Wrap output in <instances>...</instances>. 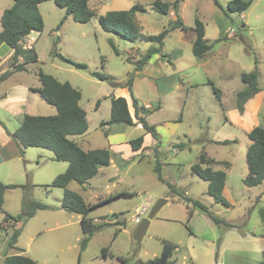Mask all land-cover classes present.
Returning a JSON list of instances; mask_svg holds the SVG:
<instances>
[{
    "label": "rangeland",
    "instance_id": "rangeland-1",
    "mask_svg": "<svg viewBox=\"0 0 264 264\" xmlns=\"http://www.w3.org/2000/svg\"><path fill=\"white\" fill-rule=\"evenodd\" d=\"M11 1L1 0L0 7H7ZM118 2L119 0L114 1ZM219 3L220 7L214 0H203L202 3L204 22L201 21L207 28V37L213 44L207 60L203 65L195 64L187 72L171 77L169 76L172 68L169 65L151 66L146 77L136 74L138 61L132 62L125 58L134 49L146 54L156 44L141 41L132 43L122 38L118 39L115 34L106 37L101 31L99 21L98 23L95 20L90 23H80L74 19L63 21L65 9L56 5L53 0L42 4L44 30L33 34L37 40L34 45L39 62L28 65L25 71L12 73L1 90L10 91L14 87V81L18 79L40 86L37 75L40 69L46 74L58 77L60 82L71 83L81 92L80 105L88 113L89 143L104 149L108 144L103 136L109 133V130L103 124L110 120L111 106L110 102L105 100L122 93L114 86L115 80L119 81L124 77L127 84L130 78H133L132 88L133 92H137L139 102L155 106L154 111L147 113L148 121L150 123L174 121L176 131L173 133L172 142L183 144L185 148L174 150L172 145L166 142L154 145L151 135L145 142L149 152H144L143 156L130 158L132 156L130 149V152H125L129 158V161H126L122 156L112 153L114 161L118 162L120 172L115 167H107L103 171L105 175L92 179L86 187L77 182L70 184L69 190L80 194L87 204L101 203L91 213L94 222L108 223L95 233L83 251L80 248L84 236L81 216L62 209L61 202L64 196L62 188H49L46 191L42 187L50 185L58 175L64 173L68 163L53 161V153L46 149H28L27 156L7 149L8 156L12 157L11 161L0 168L5 172L9 171L11 178L6 180L0 174L2 183L29 186L25 190L20 187L9 190L6 193V209L17 216L22 211L24 197L49 206L48 209L38 211L23 227L18 246L27 251V256L40 264H79V261L80 264H146L161 254L162 240L166 239L179 246V250L172 258L174 264H188L190 261L194 264L259 263L258 252L262 244L256 237L260 235L257 228L260 218L257 212H253V208L264 206V201L257 202L254 194L248 191L252 189L244 185L239 166L230 173L229 181L235 189L237 202L234 208L228 211L225 206L214 202L207 194V183L193 175L190 168L198 161L201 151L206 146L203 139L225 140L229 137L230 129L224 123V115L219 109V102L211 84L224 91L227 100L230 101L233 91L245 87L241 75L257 70L258 74L259 72L263 74L261 86L264 87V0H253L252 6L242 14H231L227 10V5L220 1ZM213 8L220 14L222 22L216 21ZM246 15L247 20L252 22L249 31L243 29L245 23L242 16L246 18ZM184 16L190 24H194L191 12H185ZM137 17L141 21L140 26L144 35H158L171 23L169 14H161L157 10L148 9L147 13H138ZM225 27H230L237 37L230 39L222 36V40L216 41L220 31H224ZM178 34L179 31L172 32L165 40L164 55L169 57L174 55L173 49L179 44ZM109 37L116 38L114 46L119 55L115 54ZM0 49L2 55H5L6 51H11L7 45ZM54 51L75 62L85 64L86 68L77 69L65 63L54 55ZM155 55H152L153 60L156 58ZM8 63L7 60L3 63L5 65L3 69L6 71L9 69ZM95 72L111 75L110 77L113 76L115 80L100 81L93 77L92 73ZM154 82L158 83L161 93L172 91L165 104H161V111L158 108L156 91L151 85ZM181 97L185 104L178 101ZM98 101L101 104L99 110ZM130 104L132 105L131 96ZM0 115L5 116L1 109ZM5 123L11 131L17 129L15 121ZM109 127L113 128L110 131L113 137L119 128H126L129 132L128 137L132 140L140 135H147L145 131H139L142 133L139 135L134 126L125 124ZM207 150L217 157L223 155L222 157L227 160L237 154L236 148L215 143H209ZM158 163L162 165L164 180L174 186L179 193L172 192L169 185L158 179L154 171ZM110 196L119 197L106 203L102 202ZM185 197L201 202L213 215L230 224L235 220V226L233 228L216 226L209 221L208 215L199 209H193V215L189 217L187 209L192 208V204L188 205ZM160 199H167L168 202L151 220L141 246L137 254H134L133 234L139 225L135 223V219L138 217L142 221L148 217ZM142 207H146V211L139 215ZM113 214H118V217L112 216ZM6 224L8 223L5 221L0 222V254L8 249L13 231L10 225ZM104 248H108L106 256ZM121 258H126L127 262L123 263Z\"/></svg>",
    "mask_w": 264,
    "mask_h": 264
},
{
    "label": "trees",
    "instance_id": "trees-1",
    "mask_svg": "<svg viewBox=\"0 0 264 264\" xmlns=\"http://www.w3.org/2000/svg\"><path fill=\"white\" fill-rule=\"evenodd\" d=\"M13 5L6 9L1 18L2 30L0 32V44H7L14 50V58L10 70L0 74V84L4 82L12 73L24 71L27 64L38 63L39 58L36 51L23 47L22 42L30 35L31 32H42L44 30V21L39 11V4L51 0H12ZM56 5L65 9L66 15L63 18L65 21L68 17H72L75 21L80 23H88L93 18L97 17V13L91 10L88 6V0H53ZM182 0H175L172 8L175 13H178L179 5ZM215 4L220 7L218 0H214ZM253 4V0H231L227 5L229 13L242 14L247 11ZM154 9L161 14H167L170 5L163 2H155ZM146 9L141 4H135L128 10L108 11L104 15L98 17V21L105 32L116 34L123 40L129 42H147L156 44L150 48L148 52L137 62L136 70H141L150 60L152 55L162 53V46L169 33L175 29L188 31L190 28L181 18L170 23L169 27L164 29L158 35L146 36L142 34L140 23L137 20V13H144ZM62 21V22H63ZM244 27V25H243ZM193 30L196 32V39L193 42V53L197 58H203L212 49L213 44H210L205 39L204 24L196 20ZM234 37L237 34L234 32ZM218 39L216 41H220ZM115 53L118 50L114 43L110 42ZM54 55L60 58L65 63L72 65L77 69L86 68L85 64L75 62L74 60L63 56L54 51ZM22 59V62L20 61ZM38 78L41 82V87L35 89L43 100L48 104L53 105L57 109L56 115L36 116L26 115L22 124L14 132L7 130L5 125L0 121V124L6 130L7 134L14 141L20 151V155L25 154L28 148H42L50 150L54 153V160L58 162H67V170L58 175L50 185L46 188H62L64 196L61 202V207L70 212L81 215V226L84 237L81 241V251L85 250L95 235L96 232L103 229L108 223H95L94 219L90 217V213L100 206L101 203L87 204L80 194L69 190L68 185L71 182H77L81 186L88 183L94 178L101 167H107L112 160V154L107 149H95L85 151L78 143L72 140L71 136H80L88 130V120L86 111L80 106L81 92L74 88L69 82H60L54 76L44 73L41 69L38 71ZM93 77L100 81H109L113 78L102 73H92ZM241 80L245 85V89L237 94V108L242 113L244 112L245 104L252 99L260 88L258 85V72L254 70L250 73H243ZM114 81V80H113ZM133 78H130L126 84L132 94ZM118 87L117 82L113 83ZM214 94L220 100V90L212 85ZM133 106L136 110L135 117L144 130L157 138V133L154 126H150L145 118L139 116L138 103L133 97ZM99 102H97L98 104ZM151 113L150 110H147ZM134 125L133 118L129 111L127 100L123 97H111V118L103 125ZM251 144L246 155V163L248 173L243 179L246 187L253 188L261 185L264 181V125H259L252 129L248 134ZM132 148L138 150L142 147L143 137H138L131 142ZM218 144L228 145L231 141L216 142ZM218 164L215 160L209 158L206 153H201L198 162L191 167L194 175L208 183L207 194L214 198L215 202L229 207L227 199L223 195V190L226 185L227 173L223 170H215L214 165ZM228 165V164H226ZM155 173L158 179L170 186L171 191L179 193L178 190L168 184L163 176L161 165L155 166ZM27 186H22L27 189ZM16 185H6L0 181V210L3 209L5 203V193L9 188H17ZM120 196V195H119ZM119 196H110V198L102 201L109 202L118 198ZM187 203L193 206L188 207V215L192 217L193 209L197 208L202 212L208 214L211 220L218 226L225 225L233 227L232 224L216 217L209 209L199 201L185 197ZM49 206L36 200H29L23 198L22 211L17 216L6 214L4 221L8 222L10 228L13 229L8 243V249H15L18 239L21 235L23 227L33 218L40 210L48 209ZM259 215L264 225V207L259 209ZM112 216L118 217V214ZM264 235V234H263ZM7 249V250H8ZM179 246L169 240H162V251L159 256L150 259L146 264H174L172 260L176 254ZM104 255H107L108 248L103 249ZM123 263L127 262L126 258H121ZM2 264H40L29 256L16 254L6 255ZM188 264H194L190 261ZM258 264H264V251L262 259Z\"/></svg>",
    "mask_w": 264,
    "mask_h": 264
},
{
    "label": "crops",
    "instance_id": "crops-1",
    "mask_svg": "<svg viewBox=\"0 0 264 264\" xmlns=\"http://www.w3.org/2000/svg\"><path fill=\"white\" fill-rule=\"evenodd\" d=\"M114 1L115 0H88L89 8L91 10H94L97 13V17L93 18L90 22L95 20L98 23V17L100 15H104L108 11L128 10V9L132 8L135 4L143 5V7L146 9V12H144V13H147L148 9L156 10V9H154L153 4L155 2L160 1V2H163V3L170 5V9H169L168 13L165 15H168V14L170 15V17H171L170 21L171 22L175 21L177 19V17L179 16L181 18V20L187 26L192 28V29H189L188 31H183L181 29H175V30L171 31L169 33V35L172 32L179 31V34H178L179 35V37H178V43L179 44L177 46H175L173 49L174 55L171 57H169L168 55H164L163 54L164 44H163L162 53L156 54L155 60H153V58L151 57L150 60L148 61V63L141 70H135L136 74L143 75L144 77H146V76H148V73L150 71V67L156 64V65H159L160 67H165V66L169 65L172 68V71H171L169 77L175 76V75H180L184 72H187L189 70V68H192L193 66H195V64L203 65V63H205V61L207 60L208 55L212 52V49H211L210 52L207 53L203 58H197V57H195V55L193 53V42L196 39V33L193 30V27H194L196 20H199V21L202 20L203 21V19H202V12H203L202 11V9H203L202 3H203V0H199V1L198 0H182L180 5H179V9H178L177 14L175 13V11L172 8V4L174 3L175 0H151V1H149V0H130V2H125V0H119L118 3H114ZM219 1L222 4L228 5V3L231 0H219ZM42 4L43 3L39 4L40 14H41ZM12 5H13V1L8 3L7 7H2V8L0 7V24H1V18H2L4 11L6 9L10 8ZM187 11H189V12H191V14H193V19H191L192 21H194L193 25H192V23L190 24V22L184 16V13ZM213 14H214V16H216L217 22L221 21L220 14L216 10V8H213ZM41 16L43 18V21H45L44 16L42 14H41ZM136 17H137V15H136ZM69 19H73V18L68 17L66 20H69ZM137 20L139 23L141 22L139 17H137ZM242 20H244V23H245L243 29L244 30L248 29V31H249V28L252 25V22L250 20H247V15H246V18H245V16H242ZM169 25H168V27H169ZM204 27H205V25H204ZM164 29H166V28H164ZM1 30H2V26H0V32H1ZM101 31H103V33H105L104 35L106 37H108L109 35L112 34V33L105 32L103 29ZM35 33H41V32H37V31L31 32L30 35H28L24 39V41L22 42L24 48L28 49V47L30 46L31 49L33 48L36 51L34 44L36 43L37 40L33 36V34H35ZM146 36H149V35H146ZM168 36L166 37V39L168 38ZM222 36H227L228 38L233 39L234 38V31L230 30V27H225L224 31H220V35H219V38H217V40L221 39ZM116 37H118V39H121V37L118 35H116ZM109 38H111L114 45H116V38L115 39L112 37H109ZM205 39L210 44H212L211 39H209L207 37V28L206 27H205ZM3 45H7V44H0V48H2ZM8 47H10V46H8ZM10 49H11L12 53L9 50V51H6L5 55L1 54L2 49H0V74L6 72V69H3L5 67V65L3 63L6 60L9 62L8 63L9 65H7V67H9L8 70H10V67H11V64H12L13 58H14V50L11 47H10ZM140 53H142V54H140ZM117 55H119V53ZM144 55L145 54L143 53V51H140L139 49L138 50L134 49L132 52H129L128 55L125 56V58L129 61L137 62ZM20 61L22 62V59H20ZM32 64H36V63L27 64L25 70H27L28 65H32ZM15 73H17V72H14L13 74H15ZM262 77H263L262 72H259V74H258V85H259L260 91H259V93H257L252 99H250L245 104L244 112H242V113L237 108V94L239 92H241L245 87H243L242 89H240L238 91H233L231 93L230 98H229L230 101L227 100L228 98L226 96V93L222 90H220V100L215 95L217 101L219 102V109L221 110V112L224 115V123L230 129L229 130L230 132L228 133L229 137H228V139H225V140L203 139V143L205 142L204 144L206 146L201 151V153H203V152L206 153V155L209 158L215 160L218 163V164H215L213 166L215 170H223L227 173L226 185H225L224 190H223V195L227 199L228 203L230 204L229 207H225L227 211L232 210L235 206V203L237 202V200L235 199V189L230 184V181H229L230 173H231V171H233V169L236 166H239V168L241 169L242 174H243L242 179H244L246 177V175L248 173V168H247V163H246V155H247L248 148L251 144V141L248 138L247 134L252 129H254L255 127H257L259 125H264V87L261 86ZM56 78L58 80H60L58 77H56ZM8 80H9V78H7L4 82H2L0 84V109L3 110L5 113L4 117H1V115H0V121L5 125V127L7 128L8 131L14 132V131H11L8 128V126L6 125L5 122H7V121H10V120L15 121V126L18 129L19 126L22 124L24 117L26 115L49 116V115H56L57 114L56 107L48 104L45 100H43L41 98V96L38 92L34 91L35 89L40 88L41 84H40V86L32 85L31 83H26L22 79H18L16 81H14V87L10 91H4L3 92L1 89L7 83ZM113 80H115V79L113 78ZM115 82H117L119 84V86L117 88L122 92L118 96H123V98L125 97V99L127 100V103L129 106V111H130V114L133 118V123H134V125H131V126L135 127V130L138 131L139 135L142 134V133H139V131H145V130H144L143 126L140 123H138V120L135 117L136 110L133 106L132 94L138 103L139 116L145 118V120L147 121V123L150 126L155 127V130L157 133V138H154L152 136L154 139V145H158V144L160 145L161 143L166 142L169 145H172V148L174 150H183L185 148L183 144H177V143L172 142L173 133L176 131V127L173 124L174 121L165 120V121H160L159 123L156 121H155V123H150L148 121V117H147L148 112L145 109V106L148 104L152 106V108L150 109V112L154 111L155 106L150 104V103H140L139 99H137V96H138L137 92H133V88H132V94H131L129 87L125 83L124 77H122V79H120L119 81L115 80ZM151 85L156 91V97L158 100V108L161 111L162 110L161 104L162 103L165 104L166 99L168 98L169 95L172 94V91L161 93L160 89H159V85L157 82H154V84L151 83ZM118 96H116V98H118ZM130 96L132 99V105L130 104ZM81 99H82V94H81ZM105 101H108L111 104V97H109V99H107ZM178 101H180V103H182V104H185V101L183 100L182 97L180 99H178ZM80 102H81V100H80ZM98 102L99 103L97 104V110H99L101 108L100 101H98ZM86 113H87V111H86ZM110 118H111V106H110ZM87 120H88L87 132L83 135H80V136H71L70 138L72 140H74L76 143H78V145L85 151L102 149V148L94 147L89 143L88 136H89V130H90V123H89L88 113H87ZM104 127L107 130H109V133H105L103 136V138L107 141V144H108L107 147H104V149L109 150L111 152V154L115 153L117 155L122 156V158H124L126 161H129V158L126 156L125 152L126 151L130 152V149H131L130 153H132V156L130 158H132V157L135 158L139 155L143 156L144 152H149V149L145 145V142H146L147 137H149V138L151 137V134L147 133L146 131L145 132L147 133V135H140L139 136V137H141V136L143 137L142 147L138 150H134L132 148L131 143H130L132 139H129V137H128L129 132L127 131L126 128H119L120 130H116L115 131V132H117L116 136L113 137L111 135L112 133H110V131L113 130V128L109 127V125H105ZM113 139H118V140H122V141H112ZM226 140L231 141V143L228 145L216 143V142H223ZM209 143H213V144L215 143V144L221 145V146L222 145L223 146H232V147L237 149V154L233 155L232 159H230V160H227L225 157H222L223 155H221L220 157H217V155H212V153H210L207 150V146ZM31 148H33V147H31ZM31 148H28V149H31ZM7 149L13 150L17 154L20 155V151H19L18 147L16 146L14 141L11 139V137L7 134V132L3 128V126L0 124V167L3 166L5 163L11 161L12 157L8 156V154L6 152ZM28 149H26V150H28ZM36 149H42V148H36ZM26 150H25L24 155L27 156ZM205 150H207V151H205ZM48 151H50V150H48ZM114 159H115V157L113 158V156H112L111 163L107 167H115L120 172V169L118 168V166H119L118 162L114 161ZM52 160L55 161L54 160V153H53ZM56 162H58V161H56ZM158 164L161 165V163H158ZM226 164H228V165H226ZM193 165L194 164H192L190 166V168ZM107 167H101L99 169L98 174L94 178H96L99 175H105V174H103L104 173L103 171H104V168H107ZM67 168H68V166H67ZM161 169H162V165H161ZM1 170L2 169L0 168V174H2L4 176L3 178H6V180L11 178V174H9V171L5 172V171H3V170L1 171ZM127 172H128V170H126V173ZM191 173H192V171H191ZM94 178H92V179H94ZM1 180L2 179L0 178V181ZM91 180H89L88 183L82 187H86L87 185H89ZM3 183L6 185H16L15 183H7V182L6 183L3 182ZM70 184L68 185V188H69ZM207 185H208V183H207ZM16 186H18L17 188H19V187L23 188L22 186H25V185H16ZM33 186H37V185H33ZM45 186H42V187H44L46 189V191H48L49 188H46ZM17 188H9V189H7L6 193L9 190L17 189ZM247 188H249V187H247ZM249 189H252V190H248V191H250V193L254 194V198L257 200V202H263L264 201V181L261 185H259L257 187L249 188ZM251 191H254V192H251ZM6 193H5V203H4L3 209L0 210V222L4 221L6 214H10V215L14 216L12 211H9L8 209H6V197H7ZM213 200H214V198H213ZM214 202H215V200H214ZM190 204H188V205H190ZM216 204H218V203H216ZM262 207H264V206H262ZM260 208L261 207L256 209L254 207L253 212L254 213L257 212L259 215V209ZM56 209L59 210L58 208H56ZM194 209H197V208H194ZM91 213H90V217H91ZM259 218H260V215H259ZM104 221H106V219ZM209 221H212L210 217H209ZM235 222L236 221L233 220V222H232L233 224L231 223L233 225V227L235 226ZM99 223H101V222H99ZM212 223H214V222L212 221ZM6 225H9V223ZM214 225H216V224L214 223ZM216 226H218V225H216ZM223 226H225V225H223ZM225 227H227V226H225ZM233 227H229V228H233ZM257 228L260 232L259 233L260 235H258V237H256V240L262 244V247L259 249V252H258L259 257L257 259V262H259L262 258V253L264 251V235H263L264 234V225H263L261 218H260V224L257 225ZM8 234H9V232H8ZM191 234H192V232H191ZM16 254L26 255L27 251H25L24 249H21L17 243L15 249H8V250L2 251V253L0 254V264H2L6 255H16ZM79 264H80V261H79ZM216 264H219V263H216Z\"/></svg>",
    "mask_w": 264,
    "mask_h": 264
},
{
    "label": "water",
    "instance_id": "water-1",
    "mask_svg": "<svg viewBox=\"0 0 264 264\" xmlns=\"http://www.w3.org/2000/svg\"><path fill=\"white\" fill-rule=\"evenodd\" d=\"M167 202H168L167 199L158 200L156 202V204L153 206V208L151 209V212H150L149 216L144 218L139 223L137 228L135 229L134 234H133V239H134V242H135L134 254H137V252H138V250H139V248L141 246L142 240L144 239V237H145V235H146V233H147V231L149 229L151 220L156 217L158 212L163 208V206L165 204H167Z\"/></svg>",
    "mask_w": 264,
    "mask_h": 264
},
{
    "label": "built area",
    "instance_id": "built-area-1",
    "mask_svg": "<svg viewBox=\"0 0 264 264\" xmlns=\"http://www.w3.org/2000/svg\"><path fill=\"white\" fill-rule=\"evenodd\" d=\"M28 49H31V47L29 46ZM151 108H152V106L149 105V104L145 106V109H146V110H150ZM145 211H146V207H142V208L140 209V213H139V215L144 214ZM140 222H141V221H140V218L137 217V218L135 219V223L139 224Z\"/></svg>",
    "mask_w": 264,
    "mask_h": 264
}]
</instances>
